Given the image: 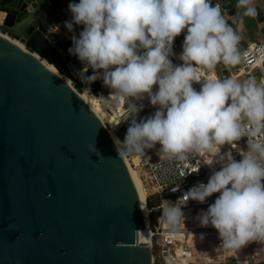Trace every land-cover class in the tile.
<instances>
[{"label":"water","instance_id":"95a60500","mask_svg":"<svg viewBox=\"0 0 264 264\" xmlns=\"http://www.w3.org/2000/svg\"><path fill=\"white\" fill-rule=\"evenodd\" d=\"M70 2L0 0V264H152L136 183L81 98L84 65L49 41Z\"/></svg>","mask_w":264,"mask_h":264},{"label":"clouds","instance_id":"9594fccd","mask_svg":"<svg viewBox=\"0 0 264 264\" xmlns=\"http://www.w3.org/2000/svg\"><path fill=\"white\" fill-rule=\"evenodd\" d=\"M242 16L255 18L254 0H237ZM71 19L64 22L74 33L69 55L92 75L88 84L102 79L112 93L129 102L131 114L139 108L131 99L145 96L157 110L137 122L132 119L119 156L145 153L156 144L159 152L185 160L188 153L211 152L248 137L241 159L231 154L208 182L192 187L181 198L204 203L201 227L217 230L225 249L239 250L250 241L264 239V81L235 78L202 79L200 68L238 65L245 54L241 36L228 24L219 4L212 0H79L70 2ZM184 33L179 65H174L173 44ZM202 82V83H201ZM194 83H201L197 91ZM155 89V90H154ZM131 98V99H130ZM98 159H103L94 147ZM183 204V205H184ZM169 224L184 220L182 206L165 201Z\"/></svg>","mask_w":264,"mask_h":264},{"label":"built area","instance_id":"2783aa9c","mask_svg":"<svg viewBox=\"0 0 264 264\" xmlns=\"http://www.w3.org/2000/svg\"><path fill=\"white\" fill-rule=\"evenodd\" d=\"M213 6L219 4L223 16L233 17L230 7L224 0H212ZM79 26L74 25V33L79 35L77 31ZM74 33L68 32L65 29H57L49 41L52 45L58 43L57 37L61 34L65 36L66 41H72L71 37ZM178 37L175 38L173 47L177 44ZM60 52L62 50L59 49ZM247 54L240 62V72L243 74H250L253 71H259L262 74L264 81V41L253 42L249 44L242 52ZM174 65H179L182 61L179 55L173 50V55L170 56ZM87 72V73H86ZM91 75V69L84 68V71L78 72L75 76L77 81L82 83L83 90L88 87V82L84 79V75ZM199 75L202 79H207L212 76L217 77L212 70L207 68H200ZM218 78V77H217ZM202 83V82H201ZM201 83H194L193 87L199 91ZM73 86L74 82L70 80ZM89 94L92 95L93 90L99 89L103 91L102 96L96 97L100 108V114H97L108 132L123 141L127 129L131 124L133 118L139 122L154 114L157 110L150 104L149 99L145 96L142 100L131 99L139 111L131 114L129 102L119 105L116 98L111 96L112 90L103 84L102 79H97L89 85ZM155 90V89H154ZM104 113V114H103ZM248 137H242L240 141L228 145L225 144L219 148H213L211 152L204 153H188L185 160H180L175 157H169L164 153L159 152V156L155 160L148 158L147 154L142 156L135 162V155L138 153H125L122 155L129 166H134L137 176L145 190L146 199L149 195H155L158 198V204L155 210L159 212V218L155 226L151 225L150 216H148L147 238L148 246L155 250L153 253L152 264H233L229 261L214 260L209 256L197 257V250L191 246L190 240L195 238L198 243H203L207 239L215 237L218 234L217 230L212 226L201 227L198 219L202 211H206L219 193H214L208 197L204 203L194 200H188L184 204L181 199L186 192L199 183H207L209 177L214 171L220 170L222 163L227 161H217L213 163V158L221 155L222 151L226 155L240 160L241 153L247 151ZM123 151V149L121 148ZM159 151V148H158ZM233 154H237L234 157ZM165 201H169L177 206H182L184 220L181 219L177 224H169L163 214ZM184 204V205H183ZM149 213V211H148ZM149 215V214H148ZM246 256L237 264H264L263 261H256L255 255L250 249L249 243L245 246Z\"/></svg>","mask_w":264,"mask_h":264},{"label":"crops","instance_id":"0c3cea01","mask_svg":"<svg viewBox=\"0 0 264 264\" xmlns=\"http://www.w3.org/2000/svg\"><path fill=\"white\" fill-rule=\"evenodd\" d=\"M225 3L230 7L233 17L224 16L225 20L228 22L230 26H232L238 34L241 36V41L239 43V50L242 52L249 44L253 42H259L264 41V0H254V6L257 9V15L255 18L251 17H244L242 16V9H238L236 7L237 0H224ZM71 37L70 35L68 38ZM184 42V33H181L180 36H178V42L173 47V50L180 56L182 52V46ZM237 65L235 66H225L223 63L217 64L214 70V74L217 75L219 79H225V78H235L241 82L255 79L257 82L263 81L262 80V74L258 77L254 75L253 71L250 74H243L240 72V69L237 70ZM235 70V71H234ZM259 72V71H258ZM256 76V77H255ZM242 78L243 81H242ZM227 161V160H225ZM216 237V236H215ZM245 247L239 249L243 251V253H238L237 255H230L228 260L229 262H232L233 264H237V262L244 259L246 256L244 252ZM198 255L197 257L202 256H209V253L206 252L203 248L196 249ZM230 251V249H228ZM235 251V250H234ZM255 255L256 261H263L264 260V239H261L258 242V246L256 247V251L254 250L252 252Z\"/></svg>","mask_w":264,"mask_h":264},{"label":"rangeland","instance_id":"374dc122","mask_svg":"<svg viewBox=\"0 0 264 264\" xmlns=\"http://www.w3.org/2000/svg\"><path fill=\"white\" fill-rule=\"evenodd\" d=\"M239 66H240V63L237 65V69L239 68ZM253 74L256 75L257 77L259 75H261V73L258 72V71L257 72H254ZM243 79L244 78H242V81H243ZM102 93H103V91H101L99 89H95V90H93L92 95H94L95 97H98V96L101 97L102 96L101 95ZM82 95H84L83 99L86 100V101H88L89 103H90V101H92L94 99V97H91L90 95H87V94H82ZM158 148L160 149V145L159 144H156L154 148H152V149H146L145 150V153L147 154V156H148L149 159H151V160L157 159V157L159 156ZM227 158H228V156L226 155V152L225 151H222L221 155H219L218 157L213 158V161L212 162L213 163H216L217 161H222L223 162V161L227 160ZM131 167L135 170V168H134L133 165ZM260 240L261 239H257L255 241H250L249 242L250 249H251L252 252L254 250L256 251V247L258 246V242ZM190 243H191V246L194 249L203 248L206 252L209 253V255L214 260H218V261L219 260L220 261H227L230 255H234V254L237 255L238 253H241V254L243 253V251H241V250H235L234 251V250H231L230 249V251H229L228 249H225L223 247V245H222V241H221L219 235H217L216 237L209 238V239H207L203 243H198L197 240L195 238H193V239L190 240ZM244 252L246 254V252H247L246 249H244ZM196 255H198V253H196Z\"/></svg>","mask_w":264,"mask_h":264},{"label":"bare ground","instance_id":"6f19581e","mask_svg":"<svg viewBox=\"0 0 264 264\" xmlns=\"http://www.w3.org/2000/svg\"><path fill=\"white\" fill-rule=\"evenodd\" d=\"M78 28H81V30H83V26L82 25H80ZM48 68L50 69V70H52L53 72H56L55 71V69H54V67L53 66H51V65H48ZM91 75H92V73H91ZM64 80H65V82L67 83V84H70V79H68V78H66V77H64ZM91 84V83H90ZM90 84H88V87H85V89L83 90V93L82 94H87V95H90L89 94V89H90V87H89V85ZM112 93V92H111ZM81 94V98L83 99V97H84V95H82ZM91 97H94V99L92 100V101H90V103L88 102V101H86V100H84L87 104H88V106L94 111V113H96V114H100V111H101V107H102V105H100L99 106V102H98V100L96 99V97L94 96V95H90ZM111 96L112 97H114V98H116V102L119 104V105H124V104H126V99L125 98H123V97H118L117 95H115L114 93H112L111 94ZM96 102V103H95ZM97 109V110H96ZM104 114V113H103ZM109 134H110V136H111V138H112V140L114 141V143H115V136L112 134V132H109ZM117 147L118 148H121V146L119 145V143L117 144ZM142 156H145V153H138V154H136L135 155V162H137V160L138 159H140ZM125 161V160H124ZM126 162V161H125ZM126 165H127V167H128V169H129V171H130V173H131V175H132V177H133V179H134V181H135V183H136V186H137V188H138V191H139V194H140V197H141V202H142V206H143V210H144V216H145V221H146V223H147V218H148V210H147V208H146V206H145V200H146V194H145V190L143 189V187H142V184H141V182H140V180H139V178H138V176H137V173H136V171L131 167V166H129L128 164H127V162H126ZM211 226V225H210ZM148 244H149V241H148Z\"/></svg>","mask_w":264,"mask_h":264},{"label":"trees","instance_id":"16d2710c","mask_svg":"<svg viewBox=\"0 0 264 264\" xmlns=\"http://www.w3.org/2000/svg\"><path fill=\"white\" fill-rule=\"evenodd\" d=\"M158 198L155 195H149L146 200L147 208L149 210L150 222L152 226H155L159 218V212L155 210L158 204ZM155 255V250H153Z\"/></svg>","mask_w":264,"mask_h":264}]
</instances>
